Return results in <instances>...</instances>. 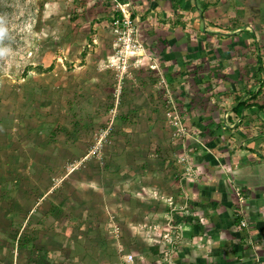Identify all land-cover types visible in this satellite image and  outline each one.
<instances>
[{
    "label": "rangeland",
    "instance_id": "rangeland-1",
    "mask_svg": "<svg viewBox=\"0 0 264 264\" xmlns=\"http://www.w3.org/2000/svg\"><path fill=\"white\" fill-rule=\"evenodd\" d=\"M214 3L216 23L253 35L262 71L251 82L248 61L245 79L264 115V0ZM113 11L0 0V264H184L200 216L179 192L193 189L198 150L155 58L119 53Z\"/></svg>",
    "mask_w": 264,
    "mask_h": 264
},
{
    "label": "crops",
    "instance_id": "crops-1",
    "mask_svg": "<svg viewBox=\"0 0 264 264\" xmlns=\"http://www.w3.org/2000/svg\"><path fill=\"white\" fill-rule=\"evenodd\" d=\"M131 5L147 53L177 90L178 102H184V123L192 134L188 141L198 150L193 189L190 195L183 189L179 194L188 193L200 220L177 262L264 264L262 93L256 80L247 87L245 79L248 61L251 82L262 71L255 69L257 49L244 44L253 35L239 24L216 23L210 15L214 0H131ZM244 87L251 89L245 93ZM234 184L244 192L248 229L237 222Z\"/></svg>",
    "mask_w": 264,
    "mask_h": 264
},
{
    "label": "built area",
    "instance_id": "built-area-1",
    "mask_svg": "<svg viewBox=\"0 0 264 264\" xmlns=\"http://www.w3.org/2000/svg\"><path fill=\"white\" fill-rule=\"evenodd\" d=\"M112 1L114 3V11H113L114 14L112 15L111 25H112L113 33L117 36L118 43L121 48L119 53L125 52L126 54L127 52V54L128 53L136 54V55L143 54L145 55L146 58H148V60L153 61V59L151 58L152 55L146 53L145 46L140 39V24L138 20L133 17L131 10H129L130 4L122 3L119 0H112ZM150 69L152 71H157L160 73V78H161L160 84L163 83L164 88L166 86V88L168 89V84L165 82L156 61H154L150 65ZM166 91L168 92V90ZM177 126H179V124ZM180 130L182 131V133H184L183 129L181 128V125H180ZM234 191L237 195V200L240 205V209L237 211L236 214L237 217L240 218L239 225L243 229H248L249 225L243 217V204L245 202L244 201L245 198L242 192L240 191V189L235 188ZM125 260L127 262L132 261L133 256L128 255L126 256Z\"/></svg>",
    "mask_w": 264,
    "mask_h": 264
},
{
    "label": "trees",
    "instance_id": "trees-1",
    "mask_svg": "<svg viewBox=\"0 0 264 264\" xmlns=\"http://www.w3.org/2000/svg\"><path fill=\"white\" fill-rule=\"evenodd\" d=\"M258 63H260V59L258 60ZM241 104H239L238 106H237V109H239V108H241Z\"/></svg>",
    "mask_w": 264,
    "mask_h": 264
}]
</instances>
